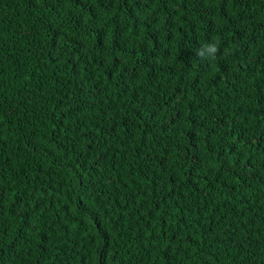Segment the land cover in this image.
I'll return each instance as SVG.
<instances>
[{"label": "trees", "instance_id": "16d2710c", "mask_svg": "<svg viewBox=\"0 0 264 264\" xmlns=\"http://www.w3.org/2000/svg\"><path fill=\"white\" fill-rule=\"evenodd\" d=\"M0 264H264V0H0Z\"/></svg>", "mask_w": 264, "mask_h": 264}, {"label": "clouds", "instance_id": "9594fccd", "mask_svg": "<svg viewBox=\"0 0 264 264\" xmlns=\"http://www.w3.org/2000/svg\"><path fill=\"white\" fill-rule=\"evenodd\" d=\"M217 51V45L215 43H209L198 49L196 55L201 58H205L207 54V58H215Z\"/></svg>", "mask_w": 264, "mask_h": 264}]
</instances>
